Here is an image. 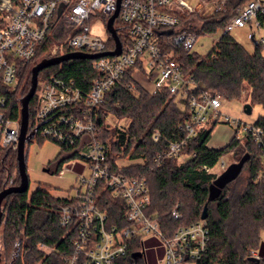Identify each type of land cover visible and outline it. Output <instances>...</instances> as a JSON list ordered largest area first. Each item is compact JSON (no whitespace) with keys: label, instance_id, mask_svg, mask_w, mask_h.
I'll use <instances>...</instances> for the list:
<instances>
[{"label":"built area","instance_id":"2783aa9c","mask_svg":"<svg viewBox=\"0 0 264 264\" xmlns=\"http://www.w3.org/2000/svg\"><path fill=\"white\" fill-rule=\"evenodd\" d=\"M228 1L19 0L15 4L13 0H0V148L11 147L15 151L21 134V118L15 120L7 114L6 92L7 88L16 87L20 64L34 60L61 27L69 30L68 34L46 50V59L69 53L101 55L115 51L116 43L108 23L118 12L113 28L121 43V53L92 60L98 77L93 80L90 91L76 86L74 81L50 77L38 83L34 96L38 109L35 129L29 128V133L78 153L59 173L63 176L79 168L75 195L64 197L67 202L59 209L60 226L74 227L77 234L74 252L63 259L64 264H114L127 255L128 243L135 237L140 238V258L146 264L149 249L163 250L158 264H198L209 251L210 237L204 221L181 227L170 238H164L159 219L147 214L151 194L146 180L112 172L108 149L97 139L99 109L106 103V94L124 80L128 70H132L134 79H144L152 94L168 91L179 109L189 113L188 122L180 127L179 139L167 141L166 157L178 156L207 124H228L235 127L237 140L243 141L249 136L263 148L259 181L264 183L262 131L223 114L221 109L228 100L215 91L198 89L179 61L182 54L199 57L190 53L204 24L215 15L227 14ZM100 22L106 26L105 36L93 33V26ZM245 28L255 47L264 46V0H248L220 30L223 36ZM130 89L135 91V84ZM161 139V133L154 131L152 140L158 143ZM218 166L217 172L207 167L204 170L218 177L230 164L222 158ZM100 190L124 202V219L130 223L127 227H108V215L99 209ZM178 208L179 205L171 212L176 220L182 218ZM149 239H154L157 245L154 242L146 245ZM40 250L46 254L54 251L44 245ZM249 257L264 261L255 249Z\"/></svg>","mask_w":264,"mask_h":264},{"label":"trees","instance_id":"16d2710c","mask_svg":"<svg viewBox=\"0 0 264 264\" xmlns=\"http://www.w3.org/2000/svg\"><path fill=\"white\" fill-rule=\"evenodd\" d=\"M247 1L229 0L228 13L215 15L211 21H206L200 35L222 29ZM13 2L17 4L19 0ZM67 34L65 28H58L34 60L20 64V83L12 90L7 88L6 92L10 118H21V100L30 91L32 70L39 63V57ZM263 48L257 46L250 53L230 34H225L206 57L191 58L182 54L179 61L186 75L199 86L198 89L212 90L226 100H233L240 98L247 87L250 90V105L264 107ZM92 63V60L78 59L50 67L39 74V82L55 77L74 81L76 86L89 92L93 80L98 77ZM131 84H135V91L130 89ZM37 109L34 97L29 104L31 131L35 129ZM110 117L124 121L123 130L111 126ZM188 120L189 113L179 109L176 99L168 91L152 94L150 87L140 86V82L132 76V70H128L124 80L106 94V103L99 109L97 139L108 149L112 172L146 180L151 194L147 214L159 219L164 238H170L181 227L202 221L207 206L208 216L204 223L209 231V251L198 264H264V261L253 262L249 257L253 249H259L260 233L264 231V183L259 181L263 169V148L249 136L243 141L233 136L226 147L210 148L209 140L218 125L212 122L200 129L178 156L166 157L167 141L179 139L180 127ZM254 127L262 131L264 143V118L260 117ZM154 131L162 135L158 143L152 140ZM35 138L44 141L37 137L32 139ZM63 150L68 155L57 160L55 173L58 175L63 166L76 159L78 154L75 149L64 147ZM229 154L234 156L233 162L249 155L243 167V170L245 167L248 169L247 182H238L242 170L238 178L223 189L221 196L210 202L209 188L217 175L207 172L204 167L214 171L219 161ZM159 157L161 159L157 160ZM182 157H185L184 161H181ZM133 159L142 160V163L129 167L119 164L120 161ZM19 184L17 151L11 147L0 148V193L6 187ZM66 202L41 186L32 194L28 191L8 196L3 202L1 224L5 260H10V264H64L63 259L74 252L73 243L77 236L74 227L64 228L59 224V209ZM177 205L182 214L179 220L171 215ZM99 209L108 215L109 228H123L130 224L124 219V202L113 198L108 191H99ZM139 239L130 240L127 255L114 264H146L144 259L134 257L142 251ZM41 245L54 251L46 254L40 250ZM159 251L162 256L163 250ZM146 257L147 264H150L147 252Z\"/></svg>","mask_w":264,"mask_h":264},{"label":"rangeland","instance_id":"374dc122","mask_svg":"<svg viewBox=\"0 0 264 264\" xmlns=\"http://www.w3.org/2000/svg\"><path fill=\"white\" fill-rule=\"evenodd\" d=\"M200 21V20H199ZM201 22H199L200 24ZM69 31V30H68ZM93 33L99 34L100 36H105L106 26L103 22L95 24L93 26ZM249 30L245 29H235L231 36L233 39L242 45L248 52L253 53L256 47L250 42L248 39ZM264 35V32L263 34ZM222 36V31L218 30L212 34H202L199 36V40L195 45L194 49L191 51V56H199L206 57L210 54L215 47L216 41ZM63 41V40H61ZM59 41V42H61ZM56 42L52 46H50L47 50L52 48ZM264 53V48H263ZM48 58V51L43 53L41 57H39V63ZM140 82V86L146 85V81L144 79L138 80ZM20 83L19 78L17 79V84ZM14 88V87H13ZM151 88V87H150ZM246 89L242 92V96L240 98H236L233 100H228L224 102V105L221 109V112L232 119L242 121L248 125H254L256 121L260 118H264V107L261 105L251 106L250 101V90ZM177 103V102H176ZM249 105L251 108V114L245 113V106ZM109 123L111 126H117L119 129L123 130L125 126L124 121L114 120L112 117L109 119ZM234 126H230L228 124H218L209 140L208 145L212 148L220 149L224 148L231 142L234 136ZM244 136H242L243 138ZM68 155V152L64 151L63 148L53 143L49 140H44L43 142L38 139H32L31 142L26 143V164H27V173L30 180V188L29 193L32 194L36 191L40 186L47 188L54 197L64 198L68 195H75V188L77 187L75 183V178L77 177V172L79 168L77 167L74 172H68L63 176H59L55 173L58 168V159L65 157ZM60 156V157H59ZM185 157L181 158V161H184ZM223 160L227 164H233L235 162L234 156L229 154L223 157ZM142 163V160L133 159V160H123L120 161L119 164L122 167H129L131 165H136ZM51 168V169H49ZM48 169L49 172H45L44 170ZM51 170V171H50ZM216 172L219 170V166L217 165L214 169ZM248 169L245 167L240 178L239 183L245 184L247 182ZM2 232L3 226L0 227V264H10L11 261H6L4 257V249L2 242ZM154 242V243H153ZM260 242L261 245L258 249L260 255L264 258V231L260 233ZM151 243L157 245V242L154 239H149L146 242V245H150ZM160 248L149 249L147 251L148 259L150 264H158V261L162 257L160 255ZM254 250V249H253Z\"/></svg>","mask_w":264,"mask_h":264},{"label":"water","instance_id":"95a60500","mask_svg":"<svg viewBox=\"0 0 264 264\" xmlns=\"http://www.w3.org/2000/svg\"><path fill=\"white\" fill-rule=\"evenodd\" d=\"M118 16V12L109 20L108 29L112 34L115 43L116 50L113 52H107L101 55H90L85 53H69L64 56L44 59L40 63H38L32 70V79H31V88L29 93L21 100V134L19 138V144L17 148V160H18V172L20 176V184L17 186H9L2 190L0 193V227L3 219V211L2 206L4 200L12 195V194H24L29 191L30 188V180L27 173V164H26V143L31 141L34 133H29V104L31 100L34 98L38 83H39V74L50 67L59 66L64 62H68L71 60H94L102 56H115L121 53V43L117 36L116 31L113 28L114 20ZM251 108L249 105L245 106V113L251 114ZM249 155H244L239 162H235L231 164L225 172H223L220 176H218L212 185L209 188V201H215L218 199L223 189L231 182L235 181L238 176L241 174L245 163L248 161ZM45 172H49L48 169L44 170ZM208 216V208L207 206L204 208L202 214V221H205ZM142 253L136 254L134 257H141ZM253 262H258L256 258H250Z\"/></svg>","mask_w":264,"mask_h":264},{"label":"crops","instance_id":"0c3cea01","mask_svg":"<svg viewBox=\"0 0 264 264\" xmlns=\"http://www.w3.org/2000/svg\"><path fill=\"white\" fill-rule=\"evenodd\" d=\"M209 146V145H208ZM210 148H212L211 146H209ZM221 149V148H220Z\"/></svg>","mask_w":264,"mask_h":264}]
</instances>
